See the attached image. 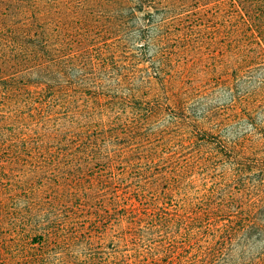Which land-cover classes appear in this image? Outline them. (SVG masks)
Returning <instances> with one entry per match:
<instances>
[{
  "label": "trees",
  "instance_id": "trees-1",
  "mask_svg": "<svg viewBox=\"0 0 264 264\" xmlns=\"http://www.w3.org/2000/svg\"><path fill=\"white\" fill-rule=\"evenodd\" d=\"M164 2L0 0V264H264V0Z\"/></svg>",
  "mask_w": 264,
  "mask_h": 264
},
{
  "label": "rangeland",
  "instance_id": "rangeland-1",
  "mask_svg": "<svg viewBox=\"0 0 264 264\" xmlns=\"http://www.w3.org/2000/svg\"><path fill=\"white\" fill-rule=\"evenodd\" d=\"M230 0H165L163 6L172 11L169 18L173 28L218 29L231 24ZM169 23V22H168ZM210 54L198 56L208 59Z\"/></svg>",
  "mask_w": 264,
  "mask_h": 264
}]
</instances>
